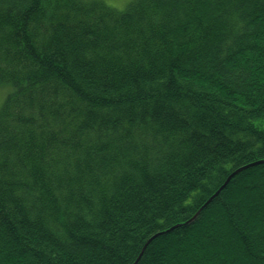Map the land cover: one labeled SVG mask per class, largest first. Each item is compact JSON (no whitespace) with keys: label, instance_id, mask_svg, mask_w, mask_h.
Segmentation results:
<instances>
[{"label":"trees","instance_id":"obj_1","mask_svg":"<svg viewBox=\"0 0 264 264\" xmlns=\"http://www.w3.org/2000/svg\"><path fill=\"white\" fill-rule=\"evenodd\" d=\"M0 90V264H264V164L185 224L264 160V0H0Z\"/></svg>","mask_w":264,"mask_h":264},{"label":"water","instance_id":"obj_2","mask_svg":"<svg viewBox=\"0 0 264 264\" xmlns=\"http://www.w3.org/2000/svg\"><path fill=\"white\" fill-rule=\"evenodd\" d=\"M261 164H264V160H260V161H258V162H255V163H252V164H250V165H248V166H245V167H242V168H240V169H238V170H236V171H234L228 178H227V180L225 181V183L219 188V190L204 204V206L203 207H201V209H199L198 210V212L192 217V219H190L187 223H185L186 225L187 224H190V223H192V222H194L197 218H198V216L201 214V212L207 207V206H209L211 203H212V201L216 198V197H218L219 196V194L229 185V183L231 182V180L235 177V176H237L239 173H241V172H243V171H245V170H247V169H249V168H253V167H255V166H258V165H261ZM180 225H177V226H175V227H173L172 229H170V230H168L166 233H169V232H171V231H173L175 228H177V227H179ZM155 237H153L147 244H146V246H145V248L147 247V245L154 239ZM145 248L143 249V252H144V250H145ZM142 252V253H143ZM141 257V256H140ZM140 259V258H139ZM138 259V260H139Z\"/></svg>","mask_w":264,"mask_h":264},{"label":"snow or ice","instance_id":"obj_3","mask_svg":"<svg viewBox=\"0 0 264 264\" xmlns=\"http://www.w3.org/2000/svg\"><path fill=\"white\" fill-rule=\"evenodd\" d=\"M103 6H106L108 9H119L120 11L124 10V7L131 2V0H97Z\"/></svg>","mask_w":264,"mask_h":264},{"label":"rangeland","instance_id":"obj_4","mask_svg":"<svg viewBox=\"0 0 264 264\" xmlns=\"http://www.w3.org/2000/svg\"><path fill=\"white\" fill-rule=\"evenodd\" d=\"M3 98H4V92H3V90H0V104L3 101Z\"/></svg>","mask_w":264,"mask_h":264}]
</instances>
